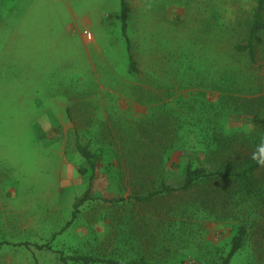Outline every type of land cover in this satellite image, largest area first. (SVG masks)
Masks as SVG:
<instances>
[{
    "label": "rangeland",
    "instance_id": "374dc122",
    "mask_svg": "<svg viewBox=\"0 0 264 264\" xmlns=\"http://www.w3.org/2000/svg\"><path fill=\"white\" fill-rule=\"evenodd\" d=\"M125 1L137 73L120 0H0V264H61L23 243L155 264H219L230 249L237 223L218 206L134 197L179 187L217 134L263 127L238 107L264 94V34L255 64L235 51L257 0ZM255 242L249 230L231 264H264Z\"/></svg>",
    "mask_w": 264,
    "mask_h": 264
},
{
    "label": "trees",
    "instance_id": "16d2710c",
    "mask_svg": "<svg viewBox=\"0 0 264 264\" xmlns=\"http://www.w3.org/2000/svg\"><path fill=\"white\" fill-rule=\"evenodd\" d=\"M130 7L125 0H120L121 33L126 41L128 54V72L137 73V66L130 53L129 40L127 38V21ZM264 0H257L253 22L250 26L248 37L244 43L237 45V53H246L249 62L255 64L258 47L262 44L260 34H264ZM239 111L250 116L254 122L263 123L261 129L254 128L244 133H219L216 136V144L207 147L206 150L196 153L193 164L187 160L182 167V184L174 188L160 180L159 186L148 190L144 197L135 196L134 200L144 204L155 203L158 196L164 193L168 197L177 194H189L204 211L210 206H218L220 211L218 220H235L236 231L230 241V249L219 264H231L235 255L244 247L249 237V230L256 237L254 244L258 250L264 253V94L254 95L244 99ZM76 150L88 164L94 174L96 167V155L79 143ZM191 156V155H189ZM88 192L77 198L72 206L71 220L76 219L80 208L89 200ZM111 204L118 201L111 200ZM212 210V208H211ZM6 243L0 242V249ZM30 248L34 246L38 250L54 252L61 264H155L142 259H133L127 262L102 259L91 255L65 256L60 251H53L49 245H29L27 243L16 244Z\"/></svg>",
    "mask_w": 264,
    "mask_h": 264
},
{
    "label": "built area",
    "instance_id": "2783aa9c",
    "mask_svg": "<svg viewBox=\"0 0 264 264\" xmlns=\"http://www.w3.org/2000/svg\"><path fill=\"white\" fill-rule=\"evenodd\" d=\"M83 34L87 40L91 39V34L88 31H84Z\"/></svg>",
    "mask_w": 264,
    "mask_h": 264
}]
</instances>
